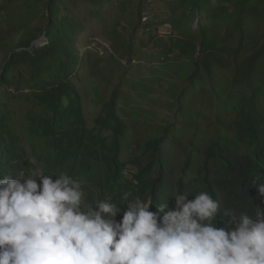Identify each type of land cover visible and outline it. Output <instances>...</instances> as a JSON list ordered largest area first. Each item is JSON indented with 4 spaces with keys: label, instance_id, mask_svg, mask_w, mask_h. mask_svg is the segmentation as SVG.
<instances>
[{
    "label": "trees",
    "instance_id": "obj_1",
    "mask_svg": "<svg viewBox=\"0 0 264 264\" xmlns=\"http://www.w3.org/2000/svg\"><path fill=\"white\" fill-rule=\"evenodd\" d=\"M144 5L140 0L136 10L123 9V18L108 29L107 65L124 71L132 66ZM170 15L168 41L159 43L164 36L157 33L146 44L161 46L168 64L176 54L187 72L191 68L185 79L209 82L219 97L217 114L207 113L213 129L201 142L199 129L193 136L181 134L189 144L178 141L175 148L166 142L170 126L136 136L119 107L117 87L98 117L86 114L77 81L84 75L95 82L100 71L91 69L102 59L82 73V26L65 0L1 1L0 178L17 179L21 169L53 177L66 173L82 183L90 202L111 198L124 204V194L131 193L151 197V211L165 199L174 209L177 189L189 199L207 191L222 207L253 218L257 209L264 211V197L254 186L264 183V0H176ZM46 31V45L33 47ZM130 165L136 169L132 178ZM125 210L122 205L117 221ZM226 223L221 208L217 226Z\"/></svg>",
    "mask_w": 264,
    "mask_h": 264
},
{
    "label": "clouds",
    "instance_id": "obj_2",
    "mask_svg": "<svg viewBox=\"0 0 264 264\" xmlns=\"http://www.w3.org/2000/svg\"><path fill=\"white\" fill-rule=\"evenodd\" d=\"M254 186L264 197V183ZM173 196L174 209L165 199L151 211V197L131 193L124 204L89 202L66 173L3 176L0 264H264V211L237 213L207 191ZM221 208L227 223L218 227Z\"/></svg>",
    "mask_w": 264,
    "mask_h": 264
},
{
    "label": "rangeland",
    "instance_id": "obj_3",
    "mask_svg": "<svg viewBox=\"0 0 264 264\" xmlns=\"http://www.w3.org/2000/svg\"><path fill=\"white\" fill-rule=\"evenodd\" d=\"M1 1L3 0L0 3ZM175 1L145 0V19L134 35L133 63L124 71V68L111 63L107 65L105 62L109 57L107 48L112 44L107 31L123 18V9L131 12L136 10L140 0H65V7L74 13L77 22L82 26L78 37L79 54L85 61L82 73H87L91 65L102 59L96 69H91V72L97 69L100 71L95 82L84 75L82 81H77L85 95L83 102L86 114L91 118L98 117L103 103L117 87L121 90L119 107L126 114L127 122L138 132L136 136L154 134V127L170 126L171 132L166 142L173 148L178 141L189 144V139L182 138L181 134H185L184 137L193 136L199 129L198 142L205 138L204 132L211 131L214 127L210 115L217 114L219 98L217 90L213 86L209 87V82L192 83L185 79L191 68L187 72L176 54L170 58L168 64L162 59L161 46L146 44L149 37L157 33L164 36L159 39V43L168 41L167 38L172 33L170 10ZM199 23L198 18L194 21V27L197 28ZM123 26L126 27L124 21ZM217 74L222 75L224 72L217 71ZM224 87L225 83L221 82L220 93H223ZM124 105L128 106L127 113ZM204 115H208L207 119ZM172 132L176 133V139ZM135 143H130L131 148L137 146ZM135 171V167L130 165L128 178H132ZM83 191L89 201L84 188Z\"/></svg>",
    "mask_w": 264,
    "mask_h": 264
},
{
    "label": "water",
    "instance_id": "obj_4",
    "mask_svg": "<svg viewBox=\"0 0 264 264\" xmlns=\"http://www.w3.org/2000/svg\"><path fill=\"white\" fill-rule=\"evenodd\" d=\"M46 41H47V31L45 32V34L38 40H36L34 43H33V47H42L44 45H46Z\"/></svg>",
    "mask_w": 264,
    "mask_h": 264
}]
</instances>
